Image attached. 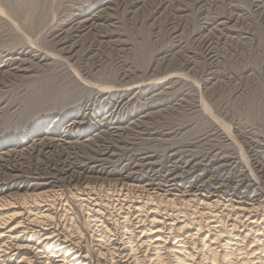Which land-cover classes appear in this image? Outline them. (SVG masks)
Returning <instances> with one entry per match:
<instances>
[{
	"label": "rangeland",
	"instance_id": "1",
	"mask_svg": "<svg viewBox=\"0 0 264 264\" xmlns=\"http://www.w3.org/2000/svg\"><path fill=\"white\" fill-rule=\"evenodd\" d=\"M131 185L264 214V0H0V197Z\"/></svg>",
	"mask_w": 264,
	"mask_h": 264
},
{
	"label": "bare ground",
	"instance_id": "2",
	"mask_svg": "<svg viewBox=\"0 0 264 264\" xmlns=\"http://www.w3.org/2000/svg\"><path fill=\"white\" fill-rule=\"evenodd\" d=\"M143 188L128 186L116 216L87 188L72 205L62 190L0 197V264H264L258 202Z\"/></svg>",
	"mask_w": 264,
	"mask_h": 264
}]
</instances>
